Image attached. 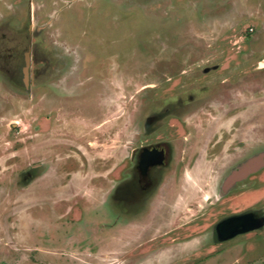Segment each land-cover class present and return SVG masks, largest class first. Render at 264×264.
<instances>
[{"label": "rangeland", "instance_id": "rangeland-1", "mask_svg": "<svg viewBox=\"0 0 264 264\" xmlns=\"http://www.w3.org/2000/svg\"><path fill=\"white\" fill-rule=\"evenodd\" d=\"M154 143L185 183L152 211ZM259 157L264 0H0V264H264V222L215 236L264 218V165L227 185Z\"/></svg>", "mask_w": 264, "mask_h": 264}, {"label": "flooded vegetation", "instance_id": "flooded-vegetation-1", "mask_svg": "<svg viewBox=\"0 0 264 264\" xmlns=\"http://www.w3.org/2000/svg\"><path fill=\"white\" fill-rule=\"evenodd\" d=\"M218 143L216 142V144ZM165 146L170 147L169 149L168 147H161V143L149 144L139 152L137 163L138 184H140V194L143 197L147 195L145 199L142 197V202L138 200V203L140 202L139 204H141L143 209L148 208L154 211L159 207H171V200L175 193H177L176 191L179 190L181 193L184 191L183 184L185 180L180 182V180L177 181L173 176L176 171V153L174 150L177 148H174V146L171 147L170 144ZM248 214H252L253 216L251 218L253 221L251 220V223L248 222L251 226L256 225V220L264 219L258 217L256 213ZM243 227L229 229L221 235L217 225L215 236L221 239V237H226L233 233L235 229L238 230Z\"/></svg>", "mask_w": 264, "mask_h": 264}, {"label": "water", "instance_id": "water-1", "mask_svg": "<svg viewBox=\"0 0 264 264\" xmlns=\"http://www.w3.org/2000/svg\"><path fill=\"white\" fill-rule=\"evenodd\" d=\"M30 48L28 49L27 53L25 54V66L23 67V77H24V83L25 85L28 87L29 86V81H30ZM264 165V157H259L253 161H251L250 163H248L247 165H245L244 167H242L241 169H239L238 171H235L231 177L228 179L227 181V185H231L233 184L235 181L241 180L243 178H245L246 176H248L249 174L257 171L260 167H262ZM253 216L252 214H244V215H239V216H234L231 218H228L224 221H222L219 225H218V231L220 232V234L222 235L224 232H227V230L232 229V228H239L244 226L241 229H238L231 233L230 235L226 236V237H221L222 240L228 239L230 237H233L235 235L241 234V233H246L250 230H254L256 228H258L260 225L263 224L264 219H259L256 220V225L255 226H251L249 225L248 222L251 223V220L253 221V219H251Z\"/></svg>", "mask_w": 264, "mask_h": 264}]
</instances>
